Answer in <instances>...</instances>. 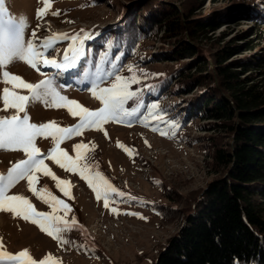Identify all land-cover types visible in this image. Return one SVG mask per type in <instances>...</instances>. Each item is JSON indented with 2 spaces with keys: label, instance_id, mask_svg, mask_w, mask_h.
I'll return each instance as SVG.
<instances>
[{
  "label": "rangeland",
  "instance_id": "374dc122",
  "mask_svg": "<svg viewBox=\"0 0 264 264\" xmlns=\"http://www.w3.org/2000/svg\"><path fill=\"white\" fill-rule=\"evenodd\" d=\"M193 1L52 0L48 13L38 18L37 10L43 6L40 0H5L6 7L14 16L26 19V40L32 38L33 30L36 32L37 43L53 34L67 33L71 36L80 33V30L90 34L92 38L84 42L76 68L68 71L41 68V72L53 78L56 84L66 86L61 89L63 95L77 100L89 109H96L100 104L91 95L93 80L82 74L81 62L83 58H88L91 49L102 47L101 38L106 32L117 33L119 30L128 29L133 31L140 28L141 22L144 24L149 21V11L156 12L155 19L168 14L170 9L180 13L181 28L173 37H165L161 31H152V34L135 38L133 31L131 35L137 40L132 42V52L122 57L119 63L112 62L119 69L118 73L112 68V64H108L102 72L103 74L111 70L128 76V66H133L141 82L132 85V89L139 90L141 100L146 99L143 104H157L159 107L156 115L163 121H174L178 127L173 129L169 124L158 121H150L151 126L146 127L135 117H128L124 123L104 124L103 131L85 130L82 135L73 136L60 145L73 156L74 144L83 142L88 145V149L84 150L88 162L98 165V169L115 187L137 199L125 197L105 208L103 201L96 199L87 183L78 175L68 173L52 161L46 160L45 163L59 178L69 181L68 188L72 198L65 197L56 188L55 182L50 177H44L42 173L37 174L36 187L46 185L54 195L64 199L71 207L68 220L75 217L78 225L85 231L82 234L76 228L62 233L63 238L70 243L61 245L31 222L0 212V238L3 239L4 250L15 253L28 249L36 260L50 254L59 264H151L155 260L158 251L176 232L184 212L191 208L197 194L216 176L211 173L210 144L213 142L220 145L226 142V134L213 131L211 125L214 121L201 115L199 110L204 90L207 86L216 87L214 75L207 73L203 85L192 91L182 92L176 87L180 71L187 70L183 73L195 74V66L202 61L208 68L212 67L211 53L222 43L232 39H235L234 43L241 49L244 48V41H255L256 35H251L253 27H256V31L259 30L257 36L264 38V25L254 22L256 13L252 10L255 3L264 7V0H203L200 6ZM140 4L143 5L139 13ZM241 6L245 8L243 13L236 14L229 21L225 17L222 21L221 18L218 19L216 30L192 40L196 50L192 58L171 55L175 38H180L183 43L191 41L187 34L191 23L185 22L187 19L212 16L220 13L223 8H226V14H232ZM53 11L60 14L53 16ZM191 13L190 17H186ZM222 22L227 24L221 25ZM70 42L60 41L47 55L62 62L64 50ZM254 44L256 47L252 50L240 51L227 61L244 59L255 53L258 48L264 47V39H258ZM6 70L33 83L43 78L22 61L12 63ZM166 80L168 84L160 87ZM2 87L4 85L0 84V88ZM135 106L134 101H129L126 105L128 108ZM146 111V107L140 109V113L146 114ZM27 112L30 121L37 124L56 121L60 126L66 127L78 122V118L72 117L67 109L46 107L42 102H32ZM5 114L8 113L0 112V115ZM152 126H158L169 133L175 132V135H161L152 131ZM118 141L133 149V154L130 156L117 147ZM37 146L42 153H47L52 143L50 139L38 138ZM22 158L24 154L20 151L0 149V173H6L11 163ZM10 191L28 196L37 210L50 211L47 205L27 190L26 181H21ZM169 206L177 211L169 213L170 219L161 222V214ZM112 207L118 209V214L111 211Z\"/></svg>",
  "mask_w": 264,
  "mask_h": 264
},
{
  "label": "trees",
  "instance_id": "16d2710c",
  "mask_svg": "<svg viewBox=\"0 0 264 264\" xmlns=\"http://www.w3.org/2000/svg\"><path fill=\"white\" fill-rule=\"evenodd\" d=\"M193 2L200 6L203 0ZM142 5L138 7L139 13ZM253 6L254 22L264 25V7L257 3ZM244 10L241 6L238 11L226 14L223 8L212 16L187 19L185 22L191 23L187 28L191 41L183 43L175 38L171 55L192 58L196 54L192 40L216 30L218 19L222 21L225 17L229 21ZM149 14L148 22H141L140 28L133 29L135 38L152 34V31L173 37L181 28L177 10L170 9L168 14L155 19V11ZM133 31L106 32L101 38L102 47L91 49L88 58L82 59V74L86 72L85 76L93 80L97 63L102 74L108 64L119 63L131 53L132 42L137 40L131 35ZM251 31V35H256L255 41L264 39L257 36L256 27ZM234 40L222 43L211 53L212 67L208 68L202 61L195 66V74L180 71L176 87L182 92L203 85L207 73L214 75L216 87L207 86L204 90L199 110L201 115L214 121L213 131L226 134V142L210 144L211 173L216 176L197 194L176 232L167 239L151 264H264V47L244 59L227 61L240 51L256 47L254 39L244 41L242 49ZM166 84L167 80L159 86ZM166 208L168 210L161 211V222L169 220V213L177 211L174 207Z\"/></svg>",
  "mask_w": 264,
  "mask_h": 264
},
{
  "label": "snow or ice",
  "instance_id": "6c2138e0",
  "mask_svg": "<svg viewBox=\"0 0 264 264\" xmlns=\"http://www.w3.org/2000/svg\"><path fill=\"white\" fill-rule=\"evenodd\" d=\"M40 2L43 6L37 10L38 18L48 13L52 0H40ZM51 14L56 16L60 13L53 11ZM25 27L26 19L14 16L6 7L5 0H0V84L4 85L0 88V105H2L0 112L8 113L0 115V149L20 151L24 154V158L11 163L6 173H0V212L10 213L14 218L31 222L41 232L64 245L69 244L70 241L63 238L62 233L79 228L83 234L85 230L78 225L75 217H72L71 221L68 220L67 216L71 212V207L64 199L54 195L46 185L36 187L37 174L42 173L44 177H50L55 182L56 188L65 197L72 198L68 188L69 181L59 178L45 163L46 160L52 161L68 173L78 175L87 183L96 199L103 201L105 208H109L110 204L116 203L119 199L127 197L135 200L137 197L115 187L98 169V165L88 162L87 153L84 151L88 149V145L83 142L74 144L75 155L73 156L60 146L61 143L73 136L82 135L85 130L103 131L102 126L109 122L124 123L128 117H135L146 127L151 126L150 121L169 124L173 129L178 125L174 121H163L157 116L156 110L159 107L157 104L151 103L146 106L143 104L139 90L132 89V85L139 84L141 81L131 65L128 66L129 75L123 76L111 70L100 74V63L96 64L97 75L90 89L92 97L100 104V107L96 109H89L77 100L63 95L61 89L66 86L56 84L53 78L41 72V68L61 71L76 68L84 42L92 37L84 30H80V33L71 36L67 33L53 34L37 43L35 30L32 32V38L25 39ZM60 41H71L64 50L62 62L49 58L47 55L48 51L55 49ZM101 55L103 57L106 53ZM116 59L118 60L119 57ZM16 61L24 62L43 78L33 83L26 81L18 74L7 71V67ZM112 68L118 73L119 69L115 64H112ZM85 75H87L86 72ZM34 101L42 102L46 107L65 108L72 117L78 118V122L66 127L60 126L56 121L39 124L31 122L27 108ZM129 101L136 102V106L126 107ZM145 107L146 114L140 113V109ZM151 130L165 136L175 135V132L169 133L158 126H152ZM105 135H107L106 132ZM38 138L51 140L52 147L47 153H42L37 146ZM117 147L130 156L134 152L119 141ZM21 181L27 182V190L37 200L47 205L50 211H39L28 196L10 191ZM111 211L118 214L116 207H112ZM126 214L138 215L137 213ZM0 264H59V261L50 254L36 260L30 255L28 249L15 253L9 252L4 250L3 239L0 238Z\"/></svg>",
  "mask_w": 264,
  "mask_h": 264
}]
</instances>
